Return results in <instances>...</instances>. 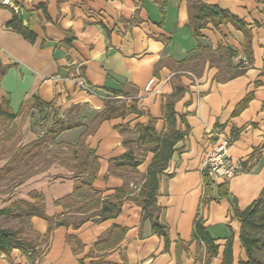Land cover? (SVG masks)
<instances>
[{
    "label": "crops",
    "instance_id": "0c3cea01",
    "mask_svg": "<svg viewBox=\"0 0 264 264\" xmlns=\"http://www.w3.org/2000/svg\"><path fill=\"white\" fill-rule=\"evenodd\" d=\"M11 1L35 37L30 41L10 27L12 8L0 5V62L6 65L0 110L13 114L0 113V168L13 147L43 138L65 150L91 149L97 170L91 190L83 186L77 195L73 190L85 175L73 172L72 159L71 167L53 161L7 198L0 193V208L16 199L33 202L30 193L40 194L44 211V216L30 217L35 254L14 248L0 252V264H203L204 246L191 234L213 129L231 138L232 160L245 161L255 153L247 170L214 180L213 199L202 209L203 225L218 245L209 264H220L230 236L232 264L245 260L230 200L244 208L264 187V0H201L240 19L250 35L252 62L237 74L236 65L246 59L244 30L230 22L207 23L196 36L187 0ZM111 90L126 106L135 97L142 113L101 119ZM124 90L132 94L123 96ZM176 90L175 127L188 130L157 175L156 205L167 228L165 241L128 193L117 194L122 187L138 191L154 153L135 150L137 128L152 117L156 133L165 132L163 104ZM248 94L246 105L234 113ZM129 146L140 159L134 173L115 163ZM223 182L227 197L217 198L215 184ZM87 195L95 202L82 207ZM108 201L120 203V209L100 219Z\"/></svg>",
    "mask_w": 264,
    "mask_h": 264
},
{
    "label": "trees",
    "instance_id": "16d2710c",
    "mask_svg": "<svg viewBox=\"0 0 264 264\" xmlns=\"http://www.w3.org/2000/svg\"><path fill=\"white\" fill-rule=\"evenodd\" d=\"M187 1L189 25L196 36L201 34V29L205 28L207 23H212V25L217 26L220 23L230 22L235 27L244 30L245 40L243 43V50L248 64L244 65L239 62L236 65L235 73H241L252 62V55L250 52V35L248 31L244 29L243 22L229 12L218 8L216 5L206 4L201 0ZM0 5L3 4L0 2ZM8 25L30 41H32L35 37V34L28 27L23 26L21 19L18 18L17 13L14 11ZM228 51L231 56L234 55L231 50L228 49ZM5 70L6 65L1 64L0 62V76L5 72ZM111 92L113 93L112 96H108L104 100V108L99 115L101 119L124 116L130 112H136L138 114L142 113L137 108V100L135 97H132L131 102L128 106H126L123 99L116 97L119 93L118 91L111 90ZM121 93L123 96L132 94V92L128 90H124ZM177 94L178 90H176L175 94L166 97L163 104L162 115L167 129L165 132L162 134L156 133L154 128L155 120L152 117H149L147 123L137 128L138 136L136 138L137 146L135 150L141 148L144 150H150L154 153V156L147 166L138 191L135 192L134 189H128L125 191V187H122L117 194V197H122L128 193L127 197L133 199L141 206L142 216L143 218H148L150 220L152 230L155 233L162 235L165 238V241H167V228L159 221L158 213L160 208L156 205V194L158 188L157 175L166 167L167 161L173 152L174 144L178 140L182 139L188 130V128H186L184 131H181L175 127L176 113L173 105ZM250 97L251 95L248 94L243 100H241L234 113L242 109ZM0 113L8 118L13 117V114L7 112L5 108L1 109ZM180 121L185 123L183 116H180ZM43 141L46 140L41 138L36 142L29 144V147H35ZM128 141L133 140H124V143L127 144ZM23 148H25V146L18 149L21 151ZM254 153L255 151L251 154L248 160L240 161L242 171L249 168ZM72 154L71 159L75 161L73 172L75 174L85 175L84 180L76 185L73 190V194L77 195L79 191L83 190V186L91 190L89 186L94 179L97 170V160L93 151L84 147L74 149ZM139 162L140 159L136 158L134 150L131 146H129L127 151L115 161L117 165L130 167V173H134L135 167L139 164ZM4 169L5 166L2 167L0 171H3ZM201 178L202 194L200 196L198 210L193 220L191 239L195 240L198 245L204 246L205 254L203 257V264H209L210 259L217 253L218 245L203 225L204 220L202 216V209L205 204H208L213 199L210 195V191L215 182L208 175L206 168H202ZM215 186L217 188V198L227 197L225 182L215 184ZM93 193L95 194V192ZM130 194L133 196H129ZM30 196L34 199L33 202H29L24 199H16L0 209V217L18 219V221H20V227H22L21 224H23L27 228V231L24 232L23 228L20 227L13 229L11 227L0 226V252L9 254L14 248H17L25 254H35L34 249L37 242V235L31 229L30 217L32 215L44 216V211L43 204L41 203V195L33 192L30 193ZM83 199L82 207L90 206L95 202V199L91 195L84 196ZM119 209L120 203L113 201L106 202L101 207L99 214L100 219H105L115 215L118 213ZM230 211L233 217L239 222L238 238L246 256L245 260L239 259L237 264H264V187L262 188L259 196L244 208H239L235 199L230 200ZM179 248L180 247H178V249ZM232 261V236H230L224 244L220 264H232Z\"/></svg>",
    "mask_w": 264,
    "mask_h": 264
},
{
    "label": "rangeland",
    "instance_id": "374dc122",
    "mask_svg": "<svg viewBox=\"0 0 264 264\" xmlns=\"http://www.w3.org/2000/svg\"><path fill=\"white\" fill-rule=\"evenodd\" d=\"M29 146V144L25 145V148L21 151L18 148L23 146L13 147L9 152L7 151V160L2 166H5V169L0 171V193L6 194L3 196L4 198H7L26 179L38 173L40 169L47 167L53 161H59L70 167L73 164L71 160L73 149L68 148L65 150L50 144L48 141H43L35 147L30 148ZM21 225L22 227H20L18 219L0 217V226L11 227L13 229L20 227L26 232V226Z\"/></svg>",
    "mask_w": 264,
    "mask_h": 264
},
{
    "label": "built area",
    "instance_id": "2783aa9c",
    "mask_svg": "<svg viewBox=\"0 0 264 264\" xmlns=\"http://www.w3.org/2000/svg\"><path fill=\"white\" fill-rule=\"evenodd\" d=\"M1 4L9 5L15 13H19V7L14 4L11 0H0ZM244 65L248 64L247 59L243 58L241 62ZM79 84L84 86L80 81ZM146 88H149L146 86ZM212 134L215 138L212 148L205 154L203 158V168L207 169L208 175L213 180L215 179H228L236 173L242 171V166L239 161H234L228 154V149L231 144V138L228 136H223L221 131L218 129H213ZM32 264V261L29 262Z\"/></svg>",
    "mask_w": 264,
    "mask_h": 264
}]
</instances>
